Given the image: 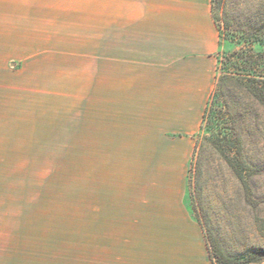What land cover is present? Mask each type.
Here are the masks:
<instances>
[{
	"label": "crops",
	"instance_id": "obj_1",
	"mask_svg": "<svg viewBox=\"0 0 264 264\" xmlns=\"http://www.w3.org/2000/svg\"><path fill=\"white\" fill-rule=\"evenodd\" d=\"M102 2L103 36L88 43V138L105 179L55 212L0 226V264H213L187 199L195 135L217 81L213 1ZM10 4L25 13L8 25L14 43L47 44L48 28H58L49 12L60 7Z\"/></svg>",
	"mask_w": 264,
	"mask_h": 264
},
{
	"label": "rangeland",
	"instance_id": "obj_2",
	"mask_svg": "<svg viewBox=\"0 0 264 264\" xmlns=\"http://www.w3.org/2000/svg\"><path fill=\"white\" fill-rule=\"evenodd\" d=\"M11 1L0 0L1 227L17 226L23 216L55 212L65 200L87 196L91 181L105 179L104 158L91 150L88 138V43L103 36L102 0H45L60 7L59 15L49 12L47 19L49 24L56 20L58 28L49 27L48 43L37 45L14 43L8 25L24 22L25 13L22 6L19 15L12 13ZM257 10L263 23L264 0L215 3L213 13L221 36L218 75L236 72L241 66L231 55L235 51L253 47L264 54V44L232 39L223 23L226 15H240L244 20ZM232 113L234 120L223 129L236 126L244 158L260 170L264 105L239 93ZM219 128L200 129L195 135L201 145V169L188 173V203L213 248L239 257L257 247L260 261L241 262L264 264V174L250 171L246 181L253 195L249 196L211 144L213 132H223Z\"/></svg>",
	"mask_w": 264,
	"mask_h": 264
},
{
	"label": "trees",
	"instance_id": "obj_3",
	"mask_svg": "<svg viewBox=\"0 0 264 264\" xmlns=\"http://www.w3.org/2000/svg\"><path fill=\"white\" fill-rule=\"evenodd\" d=\"M212 1V9L214 10L215 3L220 5L223 0ZM257 12L258 10L254 13L250 12L244 20L240 18V15H233L232 18L226 15L223 23L228 30V35H232V39L264 44V22L261 23ZM213 17L217 23L218 18L214 13ZM218 27L220 30L219 25ZM231 55L241 61V66L237 65L238 70L236 72L217 74L216 86L205 109L201 130H212L215 125L222 127L219 130H223V132H213L214 136L210 138L211 144L231 167L242 185L247 188L248 195L252 196L253 192L248 186L246 178L250 175V171L264 174V162L258 166L260 170H255L256 168L250 165L243 156L242 136L237 134L236 126L232 122L233 126L227 127L228 130L223 129V127L235 118L232 113L235 95L242 93L252 102L264 105V54L255 51L253 47H249L235 51ZM231 63L233 62L231 61ZM200 169L201 145L196 140L189 172L192 174L200 171ZM206 238L213 264L255 263L262 259V254L257 247L249 248L243 252L242 256L229 257L220 248H213L208 237ZM242 259L243 263L241 262Z\"/></svg>",
	"mask_w": 264,
	"mask_h": 264
}]
</instances>
